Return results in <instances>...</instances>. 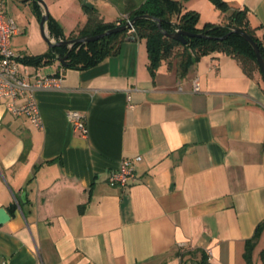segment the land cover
Instances as JSON below:
<instances>
[{"label": "crops", "instance_id": "obj_1", "mask_svg": "<svg viewBox=\"0 0 264 264\" xmlns=\"http://www.w3.org/2000/svg\"><path fill=\"white\" fill-rule=\"evenodd\" d=\"M142 1L78 0L107 22ZM179 1L199 27L245 8L264 35V0H223L225 12L210 0ZM31 20L33 40L16 49L19 29L13 51L47 50ZM147 63L140 39L87 69L41 67L62 73L59 88L34 92L42 128L0 104V207L10 216L0 264H176L179 244L195 257L209 249L210 264H245V241L264 221V86L220 52L183 76L162 61L151 77ZM68 110L84 116L86 137L72 132ZM136 156L138 181L109 186L108 173Z\"/></svg>", "mask_w": 264, "mask_h": 264}, {"label": "trees", "instance_id": "obj_2", "mask_svg": "<svg viewBox=\"0 0 264 264\" xmlns=\"http://www.w3.org/2000/svg\"><path fill=\"white\" fill-rule=\"evenodd\" d=\"M20 1L28 2L31 5L35 17L39 21L42 11L38 2L35 0ZM210 1L219 11H227L228 5L223 0ZM81 8L85 14V22L78 30L77 35L68 37L64 36L57 21L48 14L45 24L50 36L55 38V41L96 35L142 14L150 15L154 19L138 18L133 23V30L128 29L105 35L91 42L48 47L41 54H24L21 61L30 66L41 68L56 62L57 58L64 57V64H59L63 69H87L108 56L116 55L121 43L127 37H133L134 40H145L147 68L151 77L154 76L162 61H174L177 73L183 76L188 68L202 56L220 52L235 59L247 76L253 77V74L257 73L264 86V79L257 67L255 53L251 45L242 36L232 32L233 29H239L251 37L264 60V35L257 33L259 27H252L249 24L248 11L245 8L234 9L228 15H223L220 23L206 22L201 27L198 26L199 14L194 10H183L179 0H143L138 5L130 6L125 11L126 17L111 22L105 21L93 5L82 3ZM158 22L160 28H158ZM177 30L195 34L203 33L207 37L186 36V42L182 44L162 33H172ZM224 35L226 37L222 38ZM23 155L24 153L21 158ZM263 229L264 221L257 225L253 236L245 241L243 252L245 264H252V252ZM192 254L194 255L195 252L193 251ZM260 260L261 264H264V248L260 251ZM196 261L197 264H210L203 251L198 252Z\"/></svg>", "mask_w": 264, "mask_h": 264}, {"label": "built area", "instance_id": "obj_3", "mask_svg": "<svg viewBox=\"0 0 264 264\" xmlns=\"http://www.w3.org/2000/svg\"><path fill=\"white\" fill-rule=\"evenodd\" d=\"M128 21V19L126 20ZM125 21V22H126ZM130 30H133L132 28ZM19 33V28L13 18L5 13L4 0H0V104L5 110L15 116H23L37 128H42V119L34 92L37 90L57 89L61 86L62 73L44 74L41 68H36L21 61L23 53L11 48V40ZM192 90L198 91V83L193 81ZM73 133L86 137L87 125L84 116L76 110L65 113ZM140 156L123 158L117 167L111 170L106 182L111 187L126 188L138 181L135 163ZM179 256L176 264H197L193 249L179 244ZM206 256L210 250L204 251Z\"/></svg>", "mask_w": 264, "mask_h": 264}, {"label": "rangeland", "instance_id": "obj_4", "mask_svg": "<svg viewBox=\"0 0 264 264\" xmlns=\"http://www.w3.org/2000/svg\"><path fill=\"white\" fill-rule=\"evenodd\" d=\"M42 1L44 2L50 16L53 17L62 28V32L65 37L78 34V30L85 22L82 16L81 3L78 2V0H50L49 4L45 0ZM6 5L8 13L13 17L14 22L21 30L18 37L15 38V47L16 49H24L27 43L30 40H33V36L30 33V26L32 22L31 19L35 16L34 11L31 6H26L20 3L17 4L13 0H5V6ZM17 11L19 12V16H16ZM52 12L55 14V16L52 15ZM34 35L35 38L39 39L43 43L41 40L42 37L40 35L38 23L35 26ZM50 38L55 41V38L52 36H50ZM51 65H53V63L48 65V68H50ZM263 248L264 233L260 242L257 244V246H255L252 252V264H261L260 251Z\"/></svg>", "mask_w": 264, "mask_h": 264}, {"label": "water", "instance_id": "obj_5", "mask_svg": "<svg viewBox=\"0 0 264 264\" xmlns=\"http://www.w3.org/2000/svg\"><path fill=\"white\" fill-rule=\"evenodd\" d=\"M35 1H37L43 7V13H42L41 18L39 20V31H40V34H41L43 40L46 42V44L49 48H52L54 46H63V45L64 46H71L72 44L95 41L101 37H104L105 35H110L113 33H117V32H121L124 30L131 29L134 21L138 18L154 19L150 15L142 14V15L136 16V17L126 21L123 24H120L118 26L110 28V29H108L102 33L96 34V35H86V36H80L77 38L67 39V40H63V41H54L48 36L47 31H46V27H45L46 19L48 16L47 8H46V6L42 0H35ZM157 25H158V28H160L159 22L157 23ZM232 32H235V33L239 34L240 36H242L251 45V47L255 53L257 67H258V69H259V71H260V73L264 79V60L261 56V53L258 50L256 43L245 32H243L239 29H233ZM162 33L164 36L172 38L174 40H177V41L181 42L182 44H184L186 42V40H185L186 36L187 37H203V38L207 37L203 33L195 34V33L183 32V31H179V30L172 32V33H167V32H162ZM225 37H226V35H224L222 38H225ZM133 40H134L133 37H127L126 38V41H133ZM57 61L59 62V64L63 65L64 64V62H63L64 57L57 58ZM21 199L23 200V196L21 197ZM9 219H10V216L7 213V211L4 208L0 207V225L6 223Z\"/></svg>", "mask_w": 264, "mask_h": 264}]
</instances>
